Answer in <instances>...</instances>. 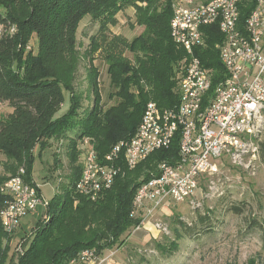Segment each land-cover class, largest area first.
<instances>
[{
	"label": "trees",
	"instance_id": "1",
	"mask_svg": "<svg viewBox=\"0 0 264 264\" xmlns=\"http://www.w3.org/2000/svg\"><path fill=\"white\" fill-rule=\"evenodd\" d=\"M255 1L239 0V25ZM129 6L135 8V22L142 29L130 40L121 41L132 58L111 51L104 54L108 97L113 100L104 106L93 58L101 35ZM85 15L98 23V35L82 53L88 59V84L93 95L92 104L82 108L81 95L75 88L80 57L76 31ZM171 16V0H0V100L10 107L0 116V186L21 165L25 166L24 179L31 182L34 148L44 150L53 139H66L70 169L61 192H55L47 203V219H38L30 244L17 257V264H68L83 249L104 252L121 243L123 233L138 223L129 215L135 191L158 173L154 170L160 162L177 160L179 134L168 147L154 150L131 169L120 163L121 171L111 187L93 200L74 190L82 169L77 163L76 140L88 137L101 158L112 145L133 135L148 101L161 108L177 104V80L187 54L171 37ZM202 31L205 44L195 47L194 52L212 70L211 95L225 77L217 48L223 34L215 24L204 25ZM65 92L68 108L56 115ZM140 177L143 179L138 181ZM5 200L6 195L0 191V209ZM233 208L241 211L239 206ZM196 218L207 220L211 214H198ZM176 222L186 226L180 219ZM211 229L207 225V230ZM4 235L0 223V264H6L10 249L3 247ZM175 237L180 238V234ZM176 239L166 247L169 251L177 248ZM156 247L161 252L167 250L160 243Z\"/></svg>",
	"mask_w": 264,
	"mask_h": 264
},
{
	"label": "built area",
	"instance_id": "2",
	"mask_svg": "<svg viewBox=\"0 0 264 264\" xmlns=\"http://www.w3.org/2000/svg\"><path fill=\"white\" fill-rule=\"evenodd\" d=\"M238 3L239 0H173L170 34L187 54L178 82L177 104L161 108L148 101L133 135L112 145L101 158L90 139L82 138L83 165L74 190L93 200L111 187L121 171L120 163L131 169L154 150L168 147L179 134L177 160L160 162L158 173L135 191L129 215L138 217L139 222L132 232H167L162 223L149 222L156 208L167 201L182 203L201 195L200 180L215 173L223 157L239 163L256 156L264 133V0L255 1L241 25ZM207 24L217 25L223 34L217 48L225 69V77L211 95L212 70L194 52L195 47L205 44L202 27ZM2 104L0 100V107ZM24 174L21 165L0 186L6 195L0 223L8 234L19 226L22 217L48 203L38 186L24 179ZM17 250L22 251L20 244ZM116 253L117 248L106 252L87 248L68 264H106Z\"/></svg>",
	"mask_w": 264,
	"mask_h": 264
},
{
	"label": "rangeland",
	"instance_id": "3",
	"mask_svg": "<svg viewBox=\"0 0 264 264\" xmlns=\"http://www.w3.org/2000/svg\"><path fill=\"white\" fill-rule=\"evenodd\" d=\"M156 1L154 0V3ZM172 2L173 0L171 8ZM116 18V24L109 26L101 35L99 49L93 58V65L98 69L97 82L104 106L113 102L108 97L110 85L104 54L111 51L132 58L121 41L130 40L142 29L135 22V8L132 6L122 9ZM97 33L98 23L91 20L89 15H85L76 31L80 57L75 88L81 95L82 108L90 106L93 100L87 76L88 59L84 58L82 53L89 48L91 39L97 36ZM178 82L177 80V86ZM65 96H68L66 92ZM66 104L69 105V102L64 103L65 106ZM6 111L7 105L1 108L0 116L5 115ZM76 141L77 163L83 165L82 138ZM263 142L264 133L259 138L260 145L255 158H243L239 163H233L226 157L218 160L217 171L200 180L201 195L199 193L182 203L167 201L156 208L149 222L162 223L167 227V232L152 230V234L144 229L132 232L135 223L131 225L121 236L122 242L113 246L117 248V253L106 264H264ZM65 143L66 139H53L50 146L44 150L38 147L33 150L32 177L46 201L51 200L55 192H61V185L67 182L70 169ZM154 171H158V165ZM142 179L140 177L138 181ZM234 206H239L241 211L235 212ZM46 209L47 206H40L35 212L25 215L20 221V226L11 234L3 230V247H10L6 264H17V257L30 244L31 231L38 219H47ZM204 213H210L211 218H196V215ZM131 218L139 222L138 217ZM177 219L190 228L177 223ZM207 225H211L212 229L208 231ZM186 229L194 233L187 235ZM176 234H180V238L176 239ZM175 239L177 248L169 251V242ZM159 243L167 247L165 252L157 249L156 244ZM18 244L22 251H15Z\"/></svg>",
	"mask_w": 264,
	"mask_h": 264
},
{
	"label": "crops",
	"instance_id": "4",
	"mask_svg": "<svg viewBox=\"0 0 264 264\" xmlns=\"http://www.w3.org/2000/svg\"><path fill=\"white\" fill-rule=\"evenodd\" d=\"M65 101L68 102V96H65V98H64V102L61 104L59 110L56 112V115H60V114H62L63 112H65V111L67 110V108H68V104H66V106H65V105H64V103H66ZM6 105H7V104L3 102L2 106L0 107V111H1V108H3V107L6 106ZM7 106H8V105H7ZM8 110H10V109H9V106H8ZM7 112H8V111H6V113H7ZM34 149H35V148H34ZM29 183H32V184L38 186L37 184H35L36 181H35V179H34L33 177H32V181L29 182ZM38 189H39V191H40V187H39V186H38ZM40 193H41V191H40ZM22 218H23V217H22ZM22 218L20 219V221L22 220ZM19 226H20V224H19Z\"/></svg>",
	"mask_w": 264,
	"mask_h": 264
}]
</instances>
